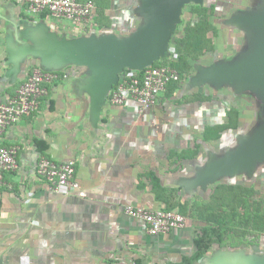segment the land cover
I'll return each instance as SVG.
<instances>
[{
	"label": "crops",
	"instance_id": "1",
	"mask_svg": "<svg viewBox=\"0 0 264 264\" xmlns=\"http://www.w3.org/2000/svg\"><path fill=\"white\" fill-rule=\"evenodd\" d=\"M108 1L105 15L110 26L101 27V0H95V15L85 24L55 20L45 13L33 16L18 0H0V103L13 97L34 69L60 66L54 70L59 79L47 86L49 94L41 99L39 112L0 137V146L19 149V170L6 174L0 190V264H228L227 252L253 255L248 249L215 245L201 260L192 261L202 223L188 218L185 229L152 236L143 222L125 213L128 206L164 208L145 176L150 172L164 187H181L179 195L186 194L182 201L197 197L182 186L187 178L194 177L208 154L221 155L237 145L242 121L246 134L259 119L255 106L241 109L244 101L251 104L245 97L249 94L237 95L228 85L191 87L199 68L173 95L168 89L157 106L143 114L132 101L114 106L112 91L98 111L99 78L89 66L66 60L71 43L93 36L129 38L144 23L138 0L131 1V7H124V0ZM196 94L212 99L186 100ZM231 108L241 112L240 128L205 142L206 128L227 123ZM42 143L47 145L44 153ZM196 145L198 156L181 161L178 172L170 171L179 166L170 164L171 154ZM42 156L58 163L75 160L86 197L52 192L36 173Z\"/></svg>",
	"mask_w": 264,
	"mask_h": 264
},
{
	"label": "water",
	"instance_id": "2",
	"mask_svg": "<svg viewBox=\"0 0 264 264\" xmlns=\"http://www.w3.org/2000/svg\"><path fill=\"white\" fill-rule=\"evenodd\" d=\"M205 0H140L138 13L144 23L129 38L116 36L82 38L72 42L66 60L87 65L99 78L101 95L95 100L96 109L126 69L142 71L167 58L170 43L182 21L185 5H203ZM231 25L248 29V42L237 62L199 67L190 86L212 84L217 88L232 87L237 95L249 94L264 104V4L256 10L236 14ZM55 68H41L54 71ZM99 93V92H98ZM264 164V112L255 127L238 137L237 145L224 154L210 153L207 162L199 167L184 186L189 191L206 189L225 177L245 172L254 177ZM228 264H264V255H247L244 251L227 252Z\"/></svg>",
	"mask_w": 264,
	"mask_h": 264
},
{
	"label": "trees",
	"instance_id": "3",
	"mask_svg": "<svg viewBox=\"0 0 264 264\" xmlns=\"http://www.w3.org/2000/svg\"><path fill=\"white\" fill-rule=\"evenodd\" d=\"M93 1L95 0H82ZM98 19L101 27L110 26L105 15L110 7L108 0L98 3ZM216 1H209L203 5L192 6L190 13L194 18L186 22L183 32L179 33V26L172 41L173 52L171 57L177 56V60L165 58L157 62L155 66L165 64L178 69L181 76L179 83L170 86L171 95L179 89L180 83L186 81L195 71V63L202 62L210 53L215 52L216 46L212 33L219 36L218 25L212 19L216 9ZM252 99L250 105L255 106L259 112V118L263 117L264 104L252 95H246ZM211 96L196 94L187 101H210ZM258 106V107H257ZM241 112L237 108H231L227 112L228 122L222 125L209 126L205 130L204 141L213 142L221 139L222 134L228 130L240 128ZM258 122V121H257ZM47 145L42 143L40 150L45 152ZM200 145L194 150L171 154L170 164H177L172 172H178L183 160L194 159L199 154ZM172 158L176 160L172 161ZM150 180L156 200L164 205L166 211H178L182 215L203 224L198 238L195 239L196 253L192 261H199L215 246L238 249L245 245H256L258 239L264 235V199L257 198V189L254 177H247L243 184L220 183L214 189L208 200L195 197L189 201H182L179 196L180 188L164 187L161 180L153 172L145 175ZM254 178V179H253ZM255 180V181H254Z\"/></svg>",
	"mask_w": 264,
	"mask_h": 264
},
{
	"label": "built area",
	"instance_id": "4",
	"mask_svg": "<svg viewBox=\"0 0 264 264\" xmlns=\"http://www.w3.org/2000/svg\"><path fill=\"white\" fill-rule=\"evenodd\" d=\"M26 6V12L33 16L47 14L55 20H68L74 24H85L96 12L93 1L81 0H18ZM171 60H177V56ZM59 75L55 71L34 69L13 97L0 103V137L25 118L34 117L40 109L41 99L49 94L48 85L55 83ZM181 81L180 72L171 65H157L142 71H125L110 94L114 106H124L132 101L143 114L157 106L160 97L168 92L170 85ZM19 149L0 146V190L5 185V176L19 170ZM37 176L44 180L50 190L61 196L85 198L77 176V162L69 160L58 163L41 157L37 165ZM125 213L143 222L152 236L167 235L185 229L188 217L178 211L151 210L128 206Z\"/></svg>",
	"mask_w": 264,
	"mask_h": 264
},
{
	"label": "rangeland",
	"instance_id": "5",
	"mask_svg": "<svg viewBox=\"0 0 264 264\" xmlns=\"http://www.w3.org/2000/svg\"><path fill=\"white\" fill-rule=\"evenodd\" d=\"M131 1L135 3L137 0H124V7L125 5L131 7L132 6L131 4H133L131 3ZM209 1L211 0H205L204 4ZM214 1L217 2L218 7L212 19L215 21V24L218 25L219 36H215L211 33L210 37L213 38L214 44L216 46V50L215 52L210 53L208 57L204 59L201 63L196 62L195 68L209 67L215 64H220V62L229 64V63L239 61L241 58L243 49L245 48L248 42L247 39H248V36L250 35L249 30L240 28L236 25H231L228 23V21L231 20L238 13L247 12L249 10H256L262 7V4H264V0H214ZM138 4L140 5V0H138ZM192 6H199V5L193 4V3L185 5L183 9V14H182V21L178 25L179 33L183 32L186 22H189L191 19L194 18V15L190 13L191 12L190 9L192 8ZM241 96H244V94ZM247 103L248 102L244 101V103L242 104L241 106L242 111L250 109L252 107V105H248ZM247 117H249V114H247ZM258 118H259V115H258ZM244 131H245V123L242 121L241 128L239 130V136L243 135ZM235 139L236 141H238L237 137ZM208 157H209V154H208ZM203 159H205V156ZM254 178L256 180V183H254V185L256 186L257 193H258L256 194L257 198L264 199V167L261 170L256 171ZM246 179H247L246 173L243 171L239 174H235L234 176L222 178L219 181L207 186L206 189H201V191L195 190V193L198 198L202 197L208 200L210 196L213 194L214 189L216 188L218 184L220 183L243 184L245 183ZM185 191H187V193L189 194L188 190L185 189ZM184 195L186 194L179 195V196L184 197ZM258 240L259 241L256 243V245L251 246L247 244L245 245V247L242 246L241 248L242 249L244 248L246 250L248 249V251L252 252V254L255 256H262L264 255V235H262ZM227 249L231 250L232 248H227Z\"/></svg>",
	"mask_w": 264,
	"mask_h": 264
},
{
	"label": "flooded vegetation",
	"instance_id": "6",
	"mask_svg": "<svg viewBox=\"0 0 264 264\" xmlns=\"http://www.w3.org/2000/svg\"><path fill=\"white\" fill-rule=\"evenodd\" d=\"M214 1V0H213Z\"/></svg>",
	"mask_w": 264,
	"mask_h": 264
}]
</instances>
